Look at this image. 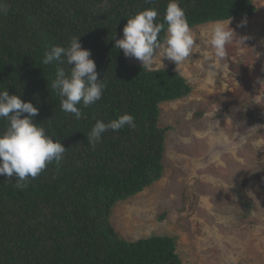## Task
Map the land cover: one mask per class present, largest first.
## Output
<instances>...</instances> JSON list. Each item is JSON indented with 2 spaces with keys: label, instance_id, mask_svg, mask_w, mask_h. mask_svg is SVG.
I'll use <instances>...</instances> for the list:
<instances>
[{
  "label": "trees",
  "instance_id": "16d2710c",
  "mask_svg": "<svg viewBox=\"0 0 264 264\" xmlns=\"http://www.w3.org/2000/svg\"><path fill=\"white\" fill-rule=\"evenodd\" d=\"M2 2L0 91L38 107L34 121L60 140L66 152L59 167L55 162L48 165L35 179L29 178L24 190L0 175V264H182L173 237L126 241L110 220L115 206L162 178L171 127L159 125L160 107L192 93L172 67L143 70L136 58L114 48L112 38L123 37L127 18L155 7L163 22L169 0ZM179 3L191 29L218 20L248 19L257 11L252 0ZM74 35L90 50L98 79L107 83L101 100L82 108L79 120L61 110L60 98L51 89L55 65L41 62L52 46H67ZM123 114L134 116L135 129L108 130L95 148L89 145L97 120L107 123ZM252 114L245 119L263 122V109L256 107ZM5 126L0 120V132ZM257 177L264 179V174ZM246 183L237 191L243 206L249 205Z\"/></svg>",
  "mask_w": 264,
  "mask_h": 264
},
{
  "label": "rangeland",
  "instance_id": "374dc122",
  "mask_svg": "<svg viewBox=\"0 0 264 264\" xmlns=\"http://www.w3.org/2000/svg\"><path fill=\"white\" fill-rule=\"evenodd\" d=\"M252 1L253 17L231 20L237 38L225 57L207 44V24L192 29L198 46L188 60L162 68L157 59L153 70L172 67L192 93L160 107L159 125L171 127L162 178L110 217L126 241L173 237L182 264H264V117L245 119L264 110V0ZM245 181L248 206L237 197Z\"/></svg>",
  "mask_w": 264,
  "mask_h": 264
},
{
  "label": "clouds",
  "instance_id": "9594fccd",
  "mask_svg": "<svg viewBox=\"0 0 264 264\" xmlns=\"http://www.w3.org/2000/svg\"><path fill=\"white\" fill-rule=\"evenodd\" d=\"M5 10L6 5L0 0V13ZM231 19L213 22L206 34L207 44L216 58L225 57L226 46L237 38L230 27ZM246 23L241 20L237 27ZM112 39L114 48L122 49L126 57L139 60L143 70H152L157 59L162 68L164 59L177 66L188 60L198 46L179 0H169L163 22L158 20L155 7L147 8L127 18L122 38L115 39L114 36ZM239 39L244 45L247 37ZM259 55L257 53V57ZM90 57V50L81 46L80 36L74 35L67 46H52L41 61L43 65H55L51 89L60 98L61 110L74 114L77 120L82 116L81 109L101 100L107 87L104 79H98L96 63ZM203 57L211 59L207 52ZM61 65H67L68 70ZM257 82L264 85V80L258 78ZM38 114V107L31 102L22 101L19 95H9L7 90L0 91V120L6 122L5 129L0 132V175L6 176L9 182L14 180L13 186L19 190L27 188L29 178L35 179L48 165L55 162L59 167L66 152L60 140H54L42 124L34 121ZM125 127L135 129L133 115L123 114L107 123L97 120L88 136L89 145L95 148L106 131H119Z\"/></svg>",
  "mask_w": 264,
  "mask_h": 264
}]
</instances>
